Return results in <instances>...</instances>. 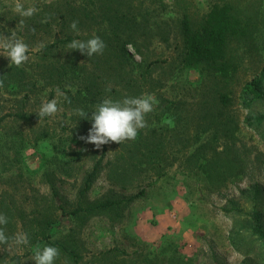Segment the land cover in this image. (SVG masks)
<instances>
[{"label":"rangeland","instance_id":"obj_1","mask_svg":"<svg viewBox=\"0 0 264 264\" xmlns=\"http://www.w3.org/2000/svg\"><path fill=\"white\" fill-rule=\"evenodd\" d=\"M186 1L198 20L225 3L255 12L258 48L246 54L247 75L216 84L202 66L177 60L181 8L175 0H21L26 8L38 9L31 18L12 10L14 0H0V33L15 31L30 49L20 67L0 54V117L38 115L42 101H60V110L41 121L10 117L0 124V213L8 218L3 227L9 237L24 232L30 239L28 245L0 244V264H35L34 252L43 244L36 245L30 235L47 222L53 241L75 245L83 256L80 264H264L241 249L264 251L254 232L257 221L264 226V196H255L256 185L264 191V139L245 125V118L258 110L249 111L243 99L245 83L260 80L264 66V0ZM74 20L79 34L70 28ZM68 34L99 36L106 48L85 58L67 44L41 59L40 43L49 45ZM123 46L134 62L125 65L127 71L134 69L126 80L118 71L106 72L119 68L111 53ZM156 60L168 63L155 66L152 82L138 80ZM53 66L61 76L49 75ZM82 67L104 70V80L98 75L101 87L121 92L110 97L114 100L143 90L137 97L153 94L159 102L145 117L147 127L138 131L139 144H109L102 172L83 203L127 201L141 191L145 196L92 218L64 217L54 202L56 192L65 211L75 210L85 179L103 153V146L96 149L80 139L92 121L77 116L75 109L91 115L109 97L86 91ZM214 87L232 100L221 118L212 100ZM57 90L68 99L58 97ZM209 115L218 118L215 122L234 118L235 135L211 125ZM110 249L125 255L104 257ZM18 256L23 258L13 260ZM55 264L67 263L58 257Z\"/></svg>","mask_w":264,"mask_h":264},{"label":"trees","instance_id":"obj_2","mask_svg":"<svg viewBox=\"0 0 264 264\" xmlns=\"http://www.w3.org/2000/svg\"><path fill=\"white\" fill-rule=\"evenodd\" d=\"M175 7L181 8L178 10L179 15V34L178 41L176 45L177 60L186 66H202V68L207 71V75L211 76L217 80L216 84H220L221 80H233L237 79L242 75H247L249 71L248 68H245L246 65V54H253L254 50L258 48L256 42L255 31L258 29L257 24L255 23V12L247 11L243 9H238L235 5L230 3H225L223 5H215L210 13L198 20L197 12H193L191 3L186 0H175ZM85 16L88 15V12L84 10ZM119 38V36L117 35ZM73 39L87 40L90 39V36L85 38L76 35L73 36L68 34L63 40H56L54 43L46 45L41 51L44 53V56L41 59L47 60L50 57V54L55 49L59 48L62 45L69 44ZM168 40V38H166ZM112 59L118 61V69H113L106 71L109 74L119 72L117 76H130L133 71L126 70V63H131L133 59L132 56L128 53V50L125 46L121 47L119 50L111 53ZM78 58V57H77ZM85 58H88L85 55ZM75 60L71 61L73 64ZM132 63L133 60H132ZM168 63L167 60H156L146 65L145 71L137 77L141 82L147 83L148 80L153 81L152 76L155 69V66L161 65L164 66ZM48 73L51 77L61 76L60 70L56 67H50ZM78 70H76L77 72ZM58 72V74H56ZM75 72V71H74ZM101 72V74L97 73ZM80 77L85 80L86 91L90 94L103 95L106 94L107 97L114 96L121 93L115 88L111 89L107 86L102 88L101 82L99 79L103 77L104 70L100 67H97L96 70H87L82 67L79 71ZM108 74V75H109ZM98 75H101L99 77ZM260 80L248 81L245 83L243 88V99L246 103V108L249 111L254 109L258 110V113L254 112L247 116L244 120L245 125L250 128L257 129L262 138L264 139V66L261 69ZM44 80L46 79L43 76ZM135 80V82H138ZM123 82V81H122ZM120 82V83H122ZM145 83L143 84L146 87ZM141 86V89L143 88ZM218 88V85H216ZM143 90H135L134 95L137 97ZM212 100L214 107L219 112V117L221 118L224 115H227V110L231 108L232 100L229 96L224 93L222 90L214 87V90L211 92ZM211 117V125H217L219 127L228 128L229 132H232V137L235 135L236 128L234 125V118H227L226 120H219L220 122H215V116L209 115ZM10 117H16L18 119L27 121V122H38L44 118H39L38 115H27L25 113H7L0 117V124ZM218 120V118H216ZM237 123H240L237 121ZM142 139L141 132L138 133L137 138L134 140L135 143L139 144V141ZM110 144V143H109ZM109 144L103 145V153L101 158L96 162L92 171L87 175L84 183V187L80 191L79 195V204L78 207L70 212L65 211L64 206L61 200L58 198V194L54 193V202L58 206L59 210L62 211V216H75V217H84L87 218L96 217L103 215L106 212L116 211L120 205L124 203H131L136 199L142 198L145 196V191H141L138 195L131 197L127 201L115 202V201H102L84 206V201L87 198L89 192L91 191L94 183L98 179L100 173L103 169V164L108 153ZM230 166L232 164L230 163ZM264 189V187H263ZM247 193V192H243ZM263 195L262 187L258 184L255 186V196ZM228 211V210H224ZM46 226L40 225V228H36L33 233L30 235L34 239L36 245L43 244L51 245L57 247L60 250L59 257L64 259L67 264H80L83 256L80 255L77 251L75 245L67 243H62L60 241H53L52 235L50 234V228H48V222ZM255 234L258 236V239L261 243H264V226L259 221H257V226L254 229ZM41 246V248L43 247ZM237 248L240 246L236 245ZM243 254L247 257L257 256L260 262L264 261V251H248L246 248H241ZM32 252H29L30 254ZM26 254V255H28ZM112 255H125V252L120 251L119 249H110L103 253L104 257H109ZM23 257L18 256L14 257L13 260H20ZM264 263V262H263Z\"/></svg>","mask_w":264,"mask_h":264},{"label":"clouds","instance_id":"obj_3","mask_svg":"<svg viewBox=\"0 0 264 264\" xmlns=\"http://www.w3.org/2000/svg\"><path fill=\"white\" fill-rule=\"evenodd\" d=\"M12 10L22 18H31L38 9L35 6L25 7L21 0H14ZM42 20L41 23H46ZM21 26L24 20H20ZM79 21H72L70 28L79 34ZM33 31H35L33 29ZM46 45L40 43L39 49H43ZM67 47L71 50H79L88 57L102 54L106 48L105 42L99 36H93L87 40L73 39ZM29 45L22 38L17 36L15 31L9 35L0 33V54L8 57L10 62L17 67L22 66L29 60ZM4 86V81L0 79V88ZM57 96L67 100L68 97L64 92L57 90ZM158 100L153 94H142L138 97H125L122 100H114L112 98H104L96 105L94 111L89 115L83 109H75V114L83 119L92 121L91 127L86 136L80 139L85 143L93 144L96 149H100L103 145L115 142L121 144L126 140H135L138 131L147 127L146 115L154 111V106L158 105ZM60 101L52 98L42 101L38 117L54 116L59 109ZM8 218L5 214L0 213V244L28 245L30 239L27 233L18 232L14 236L6 235L5 227ZM60 255V250L51 245H45L37 248L34 252L33 260L35 264H55L56 259Z\"/></svg>","mask_w":264,"mask_h":264}]
</instances>
